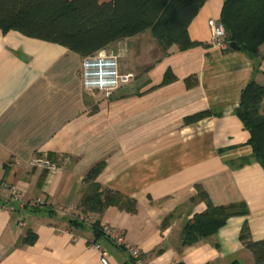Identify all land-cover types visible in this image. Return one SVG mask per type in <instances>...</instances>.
I'll list each match as a JSON object with an SVG mask.
<instances>
[{"label": "crops", "instance_id": "crops-1", "mask_svg": "<svg viewBox=\"0 0 264 264\" xmlns=\"http://www.w3.org/2000/svg\"><path fill=\"white\" fill-rule=\"evenodd\" d=\"M223 3L200 8L188 27L197 45L186 51L164 55L147 32L108 46L120 74L135 75V62L146 66L109 99L85 87L86 58L0 31V264H101L95 244L110 264H132L94 222L137 247L146 264H254L240 232L247 221L252 239L264 241V168L236 109L252 79L264 86V45L251 58L212 42L209 22H220ZM147 35L149 58L141 43ZM168 71L175 80L161 85ZM203 112L211 115L185 123ZM40 159L56 168L35 165ZM102 161L98 183L135 200V213L82 211L84 176ZM197 186L215 206L244 203L249 215L184 247L183 227L206 210L194 200ZM14 187L23 203L12 199ZM31 201L42 204L24 205ZM82 217L90 221L71 224ZM27 231L37 235L31 246L21 243Z\"/></svg>", "mask_w": 264, "mask_h": 264}, {"label": "trees", "instance_id": "trees-1", "mask_svg": "<svg viewBox=\"0 0 264 264\" xmlns=\"http://www.w3.org/2000/svg\"><path fill=\"white\" fill-rule=\"evenodd\" d=\"M206 1L0 0V31L4 34L17 32L30 39L60 45L81 58L147 32L166 55L172 47L186 51L197 45L191 41L188 27ZM220 22L228 44L224 51H234L230 44H236L240 52L256 58L264 45V0H224ZM258 67L259 62L256 71ZM193 79L186 80L188 87L193 85ZM174 80L172 72L168 71L161 85ZM263 102L264 86L252 79L241 93L236 116L250 135L248 144L253 150V160L264 168ZM210 115V112L199 113L186 118L185 123H194ZM104 167L105 162H99L84 176L82 211L99 215L109 207H117L135 213V200L103 189L98 183ZM196 190L194 200L204 202L206 210L183 227L181 243L184 247L214 236L232 217L249 215L244 203L215 206L200 186ZM71 224L84 225L77 220ZM93 228L99 236H105L98 222L93 223ZM36 241L37 235L27 231L21 243L31 246ZM240 241L251 252L254 264H264V241L252 239L247 221L242 226Z\"/></svg>", "mask_w": 264, "mask_h": 264}, {"label": "built area", "instance_id": "built-area-1", "mask_svg": "<svg viewBox=\"0 0 264 264\" xmlns=\"http://www.w3.org/2000/svg\"><path fill=\"white\" fill-rule=\"evenodd\" d=\"M209 28L212 42L216 46L225 50L228 47V44L226 42V31L223 24L219 21L211 20L209 22ZM115 58L116 57L104 49L99 51L97 54L86 58L83 63L85 71V87L88 90L100 92L106 99L111 98L120 87L129 84L134 79L132 74L122 75L117 71ZM35 165L44 166L49 169L56 168V166L47 159L37 160ZM11 197L13 200L23 203L21 192L15 187L11 189ZM26 204L34 207L41 205L42 202L31 201L29 203H25L24 205ZM80 221L88 223L90 218L82 217L80 218ZM103 232L106 238L111 240L116 246L120 247L126 253L132 264H146L142 258L140 250L126 241L123 236L118 235L108 227H104ZM94 247L100 254L101 264H110L109 253L105 249H102L98 244H95Z\"/></svg>", "mask_w": 264, "mask_h": 264}, {"label": "rangeland", "instance_id": "rangeland-1", "mask_svg": "<svg viewBox=\"0 0 264 264\" xmlns=\"http://www.w3.org/2000/svg\"><path fill=\"white\" fill-rule=\"evenodd\" d=\"M148 35H147V37H144L143 38V40L141 41V43H144V46L146 47V55H147V57L149 58L150 56H152V55H154V50H150V51H148L149 49H150V42L148 41ZM143 49L144 48H142L141 50H142V52H143ZM149 52H150V54H149ZM141 53V52H140ZM148 53V54H147ZM143 55H141V57H142ZM129 62H130V60H127L126 58L124 59V65H125V68H124V70L127 72V71H131V68H132V65H130L129 66ZM146 68V66H142L141 64L139 65V62H135L134 63V68H133V72H134V74L135 75H133L134 77H135V80L138 78V76L139 75H141V73H142V71L144 70ZM85 71H84V68H83V70H82V76H84L85 74ZM100 95V94H99ZM100 96H102V95H100ZM102 97H104V96H102Z\"/></svg>", "mask_w": 264, "mask_h": 264}, {"label": "water", "instance_id": "water-1", "mask_svg": "<svg viewBox=\"0 0 264 264\" xmlns=\"http://www.w3.org/2000/svg\"><path fill=\"white\" fill-rule=\"evenodd\" d=\"M231 49L235 50V51H239V47L236 44H230Z\"/></svg>", "mask_w": 264, "mask_h": 264}]
</instances>
